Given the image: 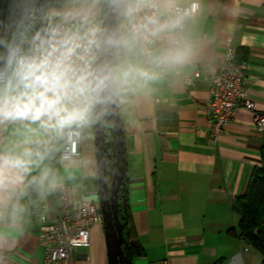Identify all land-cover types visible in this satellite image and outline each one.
<instances>
[{
    "label": "crops",
    "instance_id": "crops-1",
    "mask_svg": "<svg viewBox=\"0 0 264 264\" xmlns=\"http://www.w3.org/2000/svg\"><path fill=\"white\" fill-rule=\"evenodd\" d=\"M192 1L200 9L179 51L155 48L142 55L131 38L118 46L128 54L116 56L115 67L128 75L114 84L124 131L126 204L144 250L132 264H261V254L237 236L236 201L261 166L264 132L254 128L250 111L239 108L212 144L206 102L209 80L231 45L236 61L245 64L248 98L264 113V0H158L167 10ZM45 15L53 26L100 28L101 0H56ZM29 128L37 126L0 123V264H42L31 211L50 186L64 185L71 201L99 202L94 114L80 128L79 159L60 161L58 154L27 171L5 165L3 158H15L53 133ZM44 167L53 175L41 184ZM26 172L39 182L35 197L28 193ZM90 240L89 248L73 253V264H107L102 225H94Z\"/></svg>",
    "mask_w": 264,
    "mask_h": 264
},
{
    "label": "clouds",
    "instance_id": "clouds-1",
    "mask_svg": "<svg viewBox=\"0 0 264 264\" xmlns=\"http://www.w3.org/2000/svg\"><path fill=\"white\" fill-rule=\"evenodd\" d=\"M112 2L119 5L120 0ZM127 11H139V5L129 4ZM10 15L15 31L11 38L7 32L0 38V123L28 121L37 126L29 128L32 132L57 135L88 124L94 106L102 102L101 94L128 75L120 67L96 66L95 52L127 41L105 35L99 27L82 32L80 27L49 23L36 28L26 6L15 0ZM67 15L75 18L79 13ZM53 151L48 143L35 151L26 147L15 158H3V163L27 171L30 164L43 163ZM52 175L44 167L38 180L43 184Z\"/></svg>",
    "mask_w": 264,
    "mask_h": 264
},
{
    "label": "built area",
    "instance_id": "built-area-1",
    "mask_svg": "<svg viewBox=\"0 0 264 264\" xmlns=\"http://www.w3.org/2000/svg\"><path fill=\"white\" fill-rule=\"evenodd\" d=\"M129 4L139 5V11L128 14ZM200 9L197 1L175 4L165 9L158 0H127L122 29L130 36L142 55L153 49L173 48L179 51L189 23ZM191 83L190 80L186 81ZM210 97L206 112L210 126V141L216 144L232 121L237 109L252 113L254 128L264 132V113L256 111L248 98L245 84V64L236 61V49L229 45L217 74L211 76ZM84 134L80 128L65 130L59 150L60 161L81 157ZM38 224V241L44 249L42 264H73V253L90 247L91 230L102 225L99 202L71 201L64 185L44 190L31 211Z\"/></svg>",
    "mask_w": 264,
    "mask_h": 264
},
{
    "label": "water",
    "instance_id": "water-1",
    "mask_svg": "<svg viewBox=\"0 0 264 264\" xmlns=\"http://www.w3.org/2000/svg\"><path fill=\"white\" fill-rule=\"evenodd\" d=\"M101 10L100 29L105 35H111L115 39H119L126 16L127 0H120L119 5L113 4L112 0H101ZM117 49L118 47H102L96 51L95 65L107 64L115 67ZM101 99L102 102L94 106L93 114L99 206L102 215L107 264H125L122 243L123 231L128 224V220L126 219L123 222L120 220L121 207L126 212L124 131L116 104L114 85H111L101 94ZM106 121L111 126L115 145V160L111 180H108L107 175Z\"/></svg>",
    "mask_w": 264,
    "mask_h": 264
},
{
    "label": "trees",
    "instance_id": "trees-1",
    "mask_svg": "<svg viewBox=\"0 0 264 264\" xmlns=\"http://www.w3.org/2000/svg\"><path fill=\"white\" fill-rule=\"evenodd\" d=\"M56 0H15L16 4L26 6L36 28L46 27L49 23L46 19V8L49 4ZM14 0H0V38L5 36L11 38L12 33L15 31V24L13 17L10 15L13 7ZM9 25V27H5ZM119 39H130V36L122 29ZM3 48L0 47V52ZM121 52L128 55L125 51L117 49V54ZM64 133L57 135L55 133L49 134L46 139L37 141L31 144V148L35 151L42 148L45 143H48L54 148L50 156L57 158L59 150L64 143ZM106 134V156H107V175L108 180H111L113 172V163L115 160V145L113 143L112 129L108 121L105 122ZM261 166L253 169L249 178L247 187L242 196L236 201V211L240 215V220L237 227V236L246 244L253 247L262 256V263L264 264V148L261 149ZM33 174L26 172L25 181L30 196L35 197L36 190L38 189V180ZM33 193V194H32ZM126 199V191H125ZM128 220L127 226L123 231V255L125 264H132L135 257L144 256V250L140 246L133 228L130 223L128 206L126 204V212L122 207L120 210V220L123 222Z\"/></svg>",
    "mask_w": 264,
    "mask_h": 264
},
{
    "label": "rangeland",
    "instance_id": "rangeland-1",
    "mask_svg": "<svg viewBox=\"0 0 264 264\" xmlns=\"http://www.w3.org/2000/svg\"><path fill=\"white\" fill-rule=\"evenodd\" d=\"M78 251H81V248L77 249Z\"/></svg>",
    "mask_w": 264,
    "mask_h": 264
},
{
    "label": "flooded vegetation",
    "instance_id": "flooded-vegetation-1",
    "mask_svg": "<svg viewBox=\"0 0 264 264\" xmlns=\"http://www.w3.org/2000/svg\"><path fill=\"white\" fill-rule=\"evenodd\" d=\"M120 204H121V200H120Z\"/></svg>",
    "mask_w": 264,
    "mask_h": 264
}]
</instances>
